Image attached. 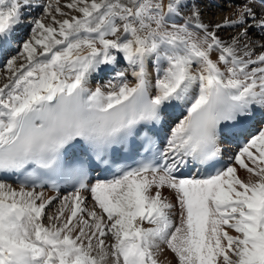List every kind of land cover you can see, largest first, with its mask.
<instances>
[{
  "label": "snow or ice",
  "instance_id": "snow-or-ice-1",
  "mask_svg": "<svg viewBox=\"0 0 264 264\" xmlns=\"http://www.w3.org/2000/svg\"><path fill=\"white\" fill-rule=\"evenodd\" d=\"M0 68V264H264V0H0Z\"/></svg>",
  "mask_w": 264,
  "mask_h": 264
},
{
  "label": "bare ground",
  "instance_id": "bare-ground-1",
  "mask_svg": "<svg viewBox=\"0 0 264 264\" xmlns=\"http://www.w3.org/2000/svg\"><path fill=\"white\" fill-rule=\"evenodd\" d=\"M211 8H212V7H211ZM208 10H209V8L207 9V11H208ZM207 11H206V12H207ZM210 12H214V14H213L214 16H213V15H210V13H209V14H206V17H211V18H213V19H219L222 15L225 14L224 11H221L220 9H217L216 7L212 8V10H211ZM23 29H24V28H21V29L18 30V35H19V33H21V31H22ZM95 83H100V82L93 81V84H95ZM175 113H176V112H173V113H172V117L175 116ZM225 145H226V144H225ZM240 175L243 177V176H245V173L241 172ZM49 194H54V193L49 192ZM167 258H168V260H172V255L169 253Z\"/></svg>",
  "mask_w": 264,
  "mask_h": 264
},
{
  "label": "rangeland",
  "instance_id": "rangeland-1",
  "mask_svg": "<svg viewBox=\"0 0 264 264\" xmlns=\"http://www.w3.org/2000/svg\"><path fill=\"white\" fill-rule=\"evenodd\" d=\"M212 9L211 8H209V10L206 12V14H209L210 13V15H213L214 14V12H210ZM36 15L37 16H39L40 15V12H38V13H36ZM214 16V15H213ZM27 38V34H25V38H23V39H26ZM3 69L2 68H0V71H2Z\"/></svg>",
  "mask_w": 264,
  "mask_h": 264
}]
</instances>
